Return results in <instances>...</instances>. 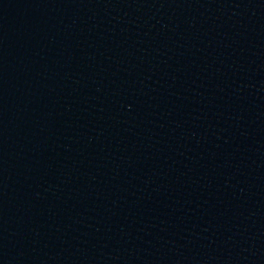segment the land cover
<instances>
[{"label":"water","instance_id":"1","mask_svg":"<svg viewBox=\"0 0 264 264\" xmlns=\"http://www.w3.org/2000/svg\"><path fill=\"white\" fill-rule=\"evenodd\" d=\"M0 264H264V0H0Z\"/></svg>","mask_w":264,"mask_h":264}]
</instances>
